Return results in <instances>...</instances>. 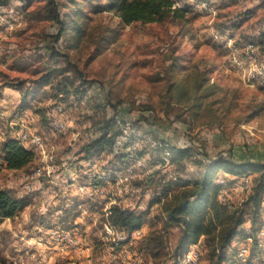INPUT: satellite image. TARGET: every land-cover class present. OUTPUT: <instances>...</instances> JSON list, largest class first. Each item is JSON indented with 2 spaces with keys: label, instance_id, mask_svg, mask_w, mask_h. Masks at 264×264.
<instances>
[{
  "label": "rangeland",
  "instance_id": "rangeland-1",
  "mask_svg": "<svg viewBox=\"0 0 264 264\" xmlns=\"http://www.w3.org/2000/svg\"><path fill=\"white\" fill-rule=\"evenodd\" d=\"M56 1L63 25L47 0H0V186L26 204L0 219V264H173L182 230L165 226L162 204L210 160L264 163V0H195L183 17L172 5L162 21L130 24L110 0ZM109 123L114 148L91 156L87 144ZM7 137L35 152L27 168L7 169ZM162 143L191 153L178 159ZM259 175L219 170L220 202L242 206ZM114 205L144 214L138 234L108 222ZM59 209L77 218L65 227L48 215ZM260 212L264 222V202ZM150 234L164 236L157 260L145 249ZM70 236H81L80 249ZM232 244L223 264L241 263ZM196 247V263L212 264L205 237L179 262L196 264ZM253 257L264 264V251Z\"/></svg>",
  "mask_w": 264,
  "mask_h": 264
},
{
  "label": "trees",
  "instance_id": "trees-1",
  "mask_svg": "<svg viewBox=\"0 0 264 264\" xmlns=\"http://www.w3.org/2000/svg\"><path fill=\"white\" fill-rule=\"evenodd\" d=\"M24 1L31 2L32 0ZM47 5L50 18L63 25L64 21L61 19V14L58 10V2L56 0H47ZM172 5L174 6V0L172 2L171 0H110L109 9L115 12L125 24L136 21L153 23L164 20L170 14ZM184 7L174 8L178 9L175 12L177 17H183L184 13L189 11L184 9ZM64 30V27L59 29L55 41L60 40ZM52 75H54L53 72L44 75V83H48ZM11 87L22 91L21 84H11ZM23 99H25V96ZM26 108L27 106H21L18 111L22 112ZM111 123L106 124L101 129L102 134L100 136L87 144L86 150L91 156L105 152L107 149L112 151L114 148L117 135L108 136ZM160 147L173 152L175 155H179L178 159L187 157L191 153L190 149L176 148L174 150L173 146L166 143H162ZM2 152L4 153L6 167L11 171L25 169L36 159L35 152L26 148L17 138L7 137L3 143ZM222 169L233 176L246 177L252 172L260 174L256 179V183L253 184L252 182L254 185L253 191L247 201L242 204L243 207L230 208L229 205L220 202L218 193L223 186L215 182V179L218 171ZM263 202V162H237L233 158L210 160L209 166H207L201 180L193 185L185 186L162 204V211L167 218L165 226L168 228L179 227L182 230L174 252L173 264H180L179 261L182 260L184 255L185 246L198 242L201 237L206 239L212 264H223L225 254L230 244H232L233 238L237 234V236L246 234L247 227L243 228V226L250 223L252 228L249 231L255 232L258 229L255 226L262 222L263 217L260 210ZM25 205L23 199L12 195L0 186V219L15 218ZM249 206H251L250 211L246 208ZM76 218L77 214L70 215L68 211H64L60 215L59 223L68 227L71 220ZM107 220L121 232L131 234L142 228L145 223V216L135 210L114 205L109 210ZM48 228H51V226ZM163 239L164 236L162 234H150L147 237V247L145 249L154 260L162 256V249H164Z\"/></svg>",
  "mask_w": 264,
  "mask_h": 264
},
{
  "label": "bare ground",
  "instance_id": "bare-ground-1",
  "mask_svg": "<svg viewBox=\"0 0 264 264\" xmlns=\"http://www.w3.org/2000/svg\"><path fill=\"white\" fill-rule=\"evenodd\" d=\"M194 1L195 0H174V6L173 8H180V7H184V6H189L192 4H194ZM197 5H199L200 8H205L207 11L208 10H213V6H210V4L208 2H200V3H197ZM210 6V8H209ZM198 7V6H197ZM196 7V8H197ZM195 8V7H194ZM251 48L250 51H252V48H254V45L253 44H250ZM255 49V48H254ZM248 51V50H247ZM246 51V52H247ZM260 53V52H259ZM248 54V53H247ZM257 55V54H256ZM251 56V55H250ZM260 56V55H258ZM263 58V57H262ZM239 64V63H238ZM237 66V64H236ZM51 117V116H50ZM49 117V118H50ZM51 120V119H50ZM32 122V121H31ZM23 131V130H22ZM35 133V132H34ZM33 138V143L34 144H38L40 147H42V139L40 137V135L38 134H33L32 136ZM24 139V138H23ZM44 140V139H43ZM25 142V141H24ZM28 142H26L27 144ZM249 183V182H248ZM250 185V184H249ZM247 187V186H246ZM109 227V226H108ZM55 229V228H54ZM246 234L244 236H237L236 239H234L233 241V244H232V248L234 249H237V253L240 252V250H243V245H246L247 244V238H248V244H254V245H259V247H256L258 249H260L261 251H264V237H261V236H264V224L261 228H258L255 232H252V231H249L248 229H246ZM66 231V230H65ZM112 231V230H111ZM142 231V230H141ZM72 233V232H71ZM113 233V232H112ZM139 233V232H138ZM70 234V232H69ZM74 234V233H73ZM76 235V234H75ZM123 235V234H122ZM70 238V237H69ZM254 251H255V248H253V246H246V253L244 254V258L242 256H238L239 257V260H240V264H249V260L250 259H253V254H254ZM259 251V250H258ZM257 251V252H258ZM235 253V252H234ZM256 254V253H255ZM263 254V253H262ZM261 254V255H262ZM185 256V255H184ZM186 258V257H185ZM191 259V257H190ZM188 260V258H187ZM200 258H199V255H196V258L194 260V263H196L197 261H199ZM237 261V260H236ZM258 261V260H257ZM264 261V260H263ZM238 262V261H237ZM262 262V261H261ZM259 262V263H261ZM182 264V263H180ZM197 264V263H196ZM238 264V263H237ZM256 264V262H255Z\"/></svg>",
  "mask_w": 264,
  "mask_h": 264
},
{
  "label": "built area",
  "instance_id": "built-area-1",
  "mask_svg": "<svg viewBox=\"0 0 264 264\" xmlns=\"http://www.w3.org/2000/svg\"><path fill=\"white\" fill-rule=\"evenodd\" d=\"M263 40H264V37L262 38V42H263ZM259 48H261V46H259ZM55 110L63 111L61 107H58L56 105H55ZM28 117L29 116H27V118ZM20 137L32 138L31 134H29V130L28 131H21L20 134H19V138ZM260 223H264V222H260ZM256 227H258V225ZM135 232L138 234V231H134V233ZM136 233H135V235H136ZM124 234H125V232H124ZM261 237H264V236H261ZM70 239H71V241H74V243L78 244V249H80L81 236H70ZM246 246H253V248L259 247V245L248 244V238H247V244L243 245V250H240V252L236 256H242L244 258V254L246 253ZM198 251H199V248L196 247L194 252L192 253V258H191L192 261L195 260L196 254H197Z\"/></svg>",
  "mask_w": 264,
  "mask_h": 264
},
{
  "label": "crops",
  "instance_id": "crops-1",
  "mask_svg": "<svg viewBox=\"0 0 264 264\" xmlns=\"http://www.w3.org/2000/svg\"><path fill=\"white\" fill-rule=\"evenodd\" d=\"M53 211H54L53 214H51L52 212H49L48 215H49V216L52 215V217H55V219H56V218L59 219V218H60V215L63 213L62 210H60V209H59V210H53ZM80 217H81V216H78V219H80ZM76 222H77V221H76ZM249 224H250V223H248V225H249Z\"/></svg>",
  "mask_w": 264,
  "mask_h": 264
}]
</instances>
